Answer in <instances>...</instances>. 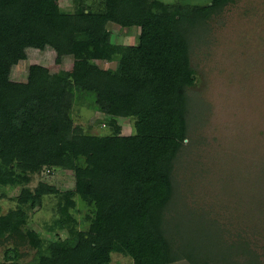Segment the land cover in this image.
I'll return each mask as SVG.
<instances>
[{
	"label": "trees",
	"instance_id": "obj_1",
	"mask_svg": "<svg viewBox=\"0 0 264 264\" xmlns=\"http://www.w3.org/2000/svg\"><path fill=\"white\" fill-rule=\"evenodd\" d=\"M93 1L98 12L75 14L61 0H0V198L23 187L15 209L3 214L0 204V264H112L114 254L132 264H264V197L255 225L248 212L222 223L215 205H188L180 171L198 101L193 53L236 0ZM111 25L138 29L136 44L114 42ZM31 50L54 52L60 65L75 57L70 77L32 65L25 83L14 81ZM79 106L110 132L79 123ZM120 119L133 120L131 135ZM62 168L73 170L74 190L42 181ZM47 196L57 198L43 222L53 239L30 226Z\"/></svg>",
	"mask_w": 264,
	"mask_h": 264
},
{
	"label": "rangeland",
	"instance_id": "obj_2",
	"mask_svg": "<svg viewBox=\"0 0 264 264\" xmlns=\"http://www.w3.org/2000/svg\"><path fill=\"white\" fill-rule=\"evenodd\" d=\"M163 1L195 5L209 2ZM85 6H89L93 12H98L102 7L101 3L93 0L60 2L64 13L77 14ZM220 13L212 17L207 27L210 34L207 39H202L193 53L198 82L192 94L198 101L190 116L189 153L184 160L188 163L185 162L180 169L181 179L186 182L184 188L191 187L192 190L186 199L190 207L207 210L206 204L215 205L213 210L220 213L222 223L224 217L232 212L235 216L248 212L247 219L255 225L261 211L259 200L264 197V0H236ZM110 30L113 41L118 44L135 45L139 36L135 28L127 30L111 25ZM100 37L101 33L88 35L91 41ZM74 58H66L60 65L55 61L54 52L31 50L28 60L20 62L13 69L12 79L25 83L32 65H41L54 74L70 77ZM101 65L103 69L116 73V63ZM79 107L82 116L77 118L78 122L98 127L101 131L103 117ZM119 123L123 127V135L132 134V119H120ZM101 132L110 131L104 129ZM32 178L29 187L34 189L39 179L36 176ZM42 181L56 186L61 192L75 189L71 168H62L51 176L46 175ZM22 188H6L7 197L0 198L3 214L16 208V202L11 199L18 197ZM56 201L57 198L47 196L44 209L35 211L30 222L33 229L44 232L50 239L54 236L46 233L43 222L53 217ZM233 223L236 225L237 221ZM258 229H262L264 237V225ZM59 236L66 238L68 233L61 232ZM30 252V257L25 261L36 255L35 250ZM3 258L4 251L0 249V260ZM112 264H132V261L114 254Z\"/></svg>",
	"mask_w": 264,
	"mask_h": 264
}]
</instances>
